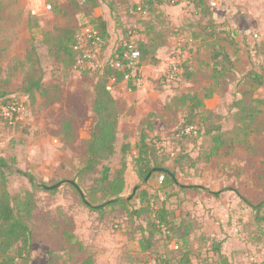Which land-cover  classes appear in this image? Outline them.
<instances>
[{
	"label": "rangeland",
	"instance_id": "1",
	"mask_svg": "<svg viewBox=\"0 0 264 264\" xmlns=\"http://www.w3.org/2000/svg\"><path fill=\"white\" fill-rule=\"evenodd\" d=\"M204 3L205 6L201 0H188L181 5L158 8L160 23H155L157 30L165 33L166 45L161 52L157 50L153 60L149 55L146 57L145 68L136 72L139 78L133 82L134 90L126 84L125 89L130 93L143 91L147 97L144 100L149 112L154 113L147 123L156 125L150 136H158L169 151L179 150L183 143L181 148L191 158H202L210 145L201 137L176 140L175 130L187 109L172 98L196 95L205 107L220 114L221 129L227 139L225 147L207 164L189 167V162H182L177 182L202 189L172 188L169 219L175 225L182 221L189 224L192 261L199 262L211 255V244L217 241L231 264H264V107L248 135L233 131L231 108V103L242 97L244 75L252 67L264 74V0H204ZM29 5L30 0H0V85L21 101L19 128L0 126V157L8 166L7 189L13 196L33 189L16 170L33 176L37 186H53L65 180L76 182L65 166L82 153L93 123L94 75L87 72V67L73 71L54 69L41 44L43 34L56 26L61 4L52 0V10L39 17ZM75 19L79 28L83 21ZM217 42L231 63L227 78L214 84L209 78L207 60L211 51L217 49ZM30 43L36 44L42 57L44 83H56L60 89L58 94L52 93L54 97L39 98L31 105L19 92L23 72L18 68ZM172 56H179V63L186 60L183 71L191 70L192 79L168 78ZM105 58L106 54H101L92 62L100 63ZM208 94L211 97L204 98ZM252 96L264 102V86ZM64 119L72 122L76 137L62 144L58 130ZM124 141L123 138L119 142L118 152L109 164L111 170L118 166ZM129 159L124 197L143 185L137 182ZM88 183L85 181L81 186L84 188ZM63 188H57L58 193L53 195L36 191L31 264H80L85 258L93 264H153L150 253L139 252L129 237V228L117 229L115 223L99 224L94 214L69 189ZM168 194L169 191L164 192L160 197ZM259 204L262 206L254 210ZM75 239L79 242L73 244Z\"/></svg>",
	"mask_w": 264,
	"mask_h": 264
},
{
	"label": "trees",
	"instance_id": "2",
	"mask_svg": "<svg viewBox=\"0 0 264 264\" xmlns=\"http://www.w3.org/2000/svg\"><path fill=\"white\" fill-rule=\"evenodd\" d=\"M64 1L66 6H61V12L58 14L60 23L54 26L52 31L43 34L41 44L46 49L47 57L54 69L73 71L79 69L76 63L77 59L82 57V51L77 47L80 27L78 28L75 24V17L93 24L96 37L100 40L99 56L106 52L108 34L104 21L101 18L91 17L93 10L99 5L98 0ZM201 1L205 6L204 0ZM164 5L166 4L163 0H139V3L129 2V0L108 1L107 6L114 14L115 20L120 11L118 7H122V11L128 18H140L137 22L141 24V29L133 26L124 28L123 38L108 56L106 55V58L93 71L87 70L94 75L95 79L91 90L93 123L88 138L83 142L82 153L72 157L65 166V169L74 174L76 182L71 180L74 185L60 186V188L69 189L71 195L94 214L99 224L115 223L117 229L129 228V237L136 243L140 252H148L154 257L153 264H189L192 261L189 241L191 229L189 224L183 221L179 225L170 222L171 210L168 201L174 195L171 192L172 188L179 190L187 188L194 191L202 189L196 185L188 187L180 185L176 174L183 169L182 162H189V167L198 163L207 164L225 147L227 139L221 129L220 114L206 108L203 101L196 95L182 94L178 98L173 97V101L181 102L187 109L175 130L178 137L176 140L205 138V142L210 145L208 152H204L202 158L200 156L191 158L185 153L186 150L181 148L183 143L179 150L173 148L172 151L167 150V146H158L161 139L158 136H150L156 131V125L147 123L148 118L154 114L149 113L139 125L137 143L134 146L122 145L118 166L114 170L109 168L116 154L120 115L111 90L125 83L133 91V82L139 78V75L130 76L131 69L128 67V60L124 58L129 46H134L139 52L136 68L140 69L146 63L148 55L153 60L157 50L166 45L164 37L166 35L157 30L158 25L155 23V21L159 22V16L156 14L158 8L161 9ZM146 20L148 22H145ZM139 35L143 37V40L137 38ZM219 44L217 42V49L211 51L207 60L209 78L214 84H219L220 80L227 78L231 63L230 57ZM88 48H92V45L89 44ZM185 63L186 60L179 64L178 74L173 81H178L180 77L184 80L193 78L194 73L191 70H185V68L183 71ZM18 68L23 72L19 92L30 105L39 98L50 99L54 97L53 94L59 93L58 84L44 83L42 57L36 44L30 43L26 47L23 60L18 62ZM242 83L244 85L242 97L231 103L234 111L233 131L248 135L250 127L263 111V100L252 95L264 86V74L252 67L242 78ZM209 97L211 94L204 96V98ZM20 105V99L11 97L8 90L0 85V126L19 128ZM5 109H13L10 117L4 115ZM189 128L191 130L189 134H186L185 131ZM75 137L76 132L72 122L68 119L62 120L58 130L59 141L65 144L73 141ZM127 158L131 159L132 171L137 181L143 182L145 179L147 181L144 185L137 186L136 191H133L129 197H124ZM6 170L8 166L0 157V264H31L32 223L38 205L36 191L53 195L58 193L57 188L48 190L42 188L44 185L37 186L33 176L16 170V174L25 177L33 189L25 191L22 195L13 196L7 189ZM158 178L161 181H156L155 186L151 187L150 182ZM85 181L89 183L83 188L81 183ZM165 191H169V194L161 198L160 195ZM261 206L262 204H259L253 209L257 210ZM75 241L79 242L75 239L73 244ZM221 245V242L213 241L209 250L211 255L198 263L231 264L221 251ZM80 264H93V261L85 258Z\"/></svg>",
	"mask_w": 264,
	"mask_h": 264
},
{
	"label": "crops",
	"instance_id": "3",
	"mask_svg": "<svg viewBox=\"0 0 264 264\" xmlns=\"http://www.w3.org/2000/svg\"><path fill=\"white\" fill-rule=\"evenodd\" d=\"M57 1L59 4H61L62 7L66 6L64 0H61V1L57 0ZM108 1L109 0H106V1L98 0L99 5L93 10L92 15H91L92 18H101L105 23L106 31L108 34V44H107V49L105 52L107 56L111 52V50L114 49L117 43L123 38L124 28L133 26V27L141 29L140 27L141 24L137 22V20H139L140 18L139 17L134 18V19L128 18L127 16H125L124 12L122 11V7H118V10L120 11L117 14V20H115L114 14L111 13L110 9L107 6ZM41 2L39 3V0H30L29 7L33 11L34 15L38 17L40 15L48 14L44 10L43 2L42 3ZM129 2L139 3V0H129ZM60 21H61L60 18L57 17V22L55 25L60 23ZM40 22H43L45 25H47L45 20L42 21L40 19ZM137 38H140L141 40H143V37L141 35H139ZM163 48L164 47L159 48L158 52H161L162 51L161 49ZM141 68L143 70L145 68L144 65H142ZM111 94L113 98L116 100V103H117V106L120 112L119 121H118L116 148H115L116 154H117L118 144L123 138L125 139L124 145L130 144L131 146H134L137 143L138 141L137 132L139 129V125L144 120V118H146V116L151 112H149L150 108H149L148 102L144 100V98H147V97H144L143 91L141 92L138 91L136 93L127 92L125 89V83H121L117 85L116 87L112 88ZM208 109H211V108H208ZM116 154L114 156H116ZM129 160H130L131 169H132L131 159ZM128 169H129V163H127V171ZM155 184H156V180H152L150 182L151 187L155 186Z\"/></svg>",
	"mask_w": 264,
	"mask_h": 264
},
{
	"label": "built area",
	"instance_id": "4",
	"mask_svg": "<svg viewBox=\"0 0 264 264\" xmlns=\"http://www.w3.org/2000/svg\"><path fill=\"white\" fill-rule=\"evenodd\" d=\"M80 2H83V0H79ZM164 4L166 5H181L187 2L188 0H163ZM44 5V10L46 12H49L52 10L51 2L52 0H42ZM81 32L77 36V47L81 49L82 51V57L77 59V67L78 68H84L87 67L89 70H94L95 67L99 64L92 62V60H95L99 54V44L100 40L98 37H96V32L94 31V26L88 21H83V23L80 25ZM91 44L92 48H88V45ZM124 58L128 60V67L131 69L130 76L134 77L135 75H139L136 73L139 71L138 68H136V63L139 59V52L134 46H129V50L124 54ZM179 56H172L170 59V71H169V79L173 80L176 78V75L178 74V66H179ZM13 109L4 110V115L6 117L11 116V111ZM191 128L186 129L185 133L189 134ZM158 146L166 147L164 143L158 144ZM189 264H199L198 262L191 261Z\"/></svg>",
	"mask_w": 264,
	"mask_h": 264
},
{
	"label": "water",
	"instance_id": "5",
	"mask_svg": "<svg viewBox=\"0 0 264 264\" xmlns=\"http://www.w3.org/2000/svg\"><path fill=\"white\" fill-rule=\"evenodd\" d=\"M146 181H147V179H145V180L142 182V184L144 185V184L146 183ZM64 184H66V185H74V182L71 181V180H65V181H63V182H60V183H58V184H56V185H53V186H50V187H44V186H42V188H44V189H48V190H52V189H56V188H58V187H60V186H62V185H64ZM133 191L135 192L136 189H134ZM81 196H82V194H81ZM82 198H83V196H82Z\"/></svg>",
	"mask_w": 264,
	"mask_h": 264
}]
</instances>
